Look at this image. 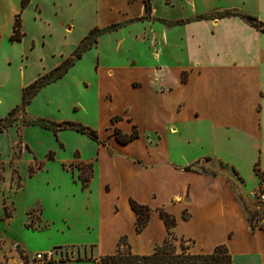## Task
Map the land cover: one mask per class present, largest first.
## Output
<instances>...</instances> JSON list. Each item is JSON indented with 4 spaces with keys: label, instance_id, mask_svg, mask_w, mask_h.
<instances>
[{
    "label": "crops",
    "instance_id": "obj_1",
    "mask_svg": "<svg viewBox=\"0 0 264 264\" xmlns=\"http://www.w3.org/2000/svg\"><path fill=\"white\" fill-rule=\"evenodd\" d=\"M95 2L96 10L84 11L85 3L74 12L94 21L80 41L94 27L145 16L142 0ZM135 2L139 4L137 13ZM74 3L78 4L76 0H29L21 12L24 35L15 42L10 36L14 18L21 11L20 0L12 6L8 0H0V26L6 25L5 32L0 31V45L5 38L12 44L28 39L31 50L44 45L52 36L47 14L56 19L60 10L71 8ZM30 8L32 22L43 27L37 34L26 26L25 15ZM225 12L264 22V0H151L148 20L130 22L98 38L92 48L105 35L123 30L142 40L157 57L152 66L155 86L148 102L127 101L114 90L112 96L108 91L101 94V102L112 108L108 114L111 137L109 132L101 137L92 128L103 142H94L96 157L82 159L78 150V158L74 156L81 163L92 165L90 182L81 190L92 206L97 201L96 212L92 213L97 222V245H81L76 257L70 253L72 256H60L58 261L47 264H97L99 258L116 252L121 237H126L131 253L150 255L166 236L158 209L175 218V236L193 241L197 253L211 254L224 245L231 256L240 254L246 260L264 264V207L255 210L246 203L247 194L258 184V173L264 174V33L238 16L195 20ZM155 19L170 23L191 21L168 26ZM68 23L71 20L62 28L64 37L72 31ZM71 53L62 55L57 66ZM97 69L95 64L94 71ZM135 82L140 85L134 86ZM126 86L134 92L141 82L131 79ZM116 116L119 120L112 123ZM133 126L138 138L127 144H120L113 136L114 129L130 134ZM144 126L150 128L152 137L143 138ZM56 142L64 145L60 133ZM186 167L191 170L186 171ZM129 200L152 211L140 234L135 231L136 218ZM184 213L187 219H183ZM249 218H253L254 229ZM59 246L62 245L37 253ZM20 254L27 257V264H36L34 255L29 256L22 247L9 264H26Z\"/></svg>",
    "mask_w": 264,
    "mask_h": 264
},
{
    "label": "rangeland",
    "instance_id": "obj_2",
    "mask_svg": "<svg viewBox=\"0 0 264 264\" xmlns=\"http://www.w3.org/2000/svg\"><path fill=\"white\" fill-rule=\"evenodd\" d=\"M80 2L76 0L78 4L64 7L56 19L47 14L52 36L44 45L39 44L31 50L28 39L19 44H12L7 38L2 40L0 118H5L20 103L22 88L54 69L62 55L66 56L76 48L90 23L94 22L90 16L85 19L74 12L80 8L78 5L85 3L84 11L96 10L95 0ZM16 3L17 0H8L9 6ZM137 4H134L135 13L138 12ZM32 10L30 8L25 15L26 26L37 34L43 27L32 22ZM157 12L161 13L160 8ZM68 20H71L68 25L72 31L64 37L62 28ZM0 29L4 33L6 25L1 24ZM151 52L142 40L132 38L126 30L105 35L97 47L87 51L63 78L41 89L25 114L16 115L18 121L0 133V264H9L20 253L21 247L32 257L40 250L62 245L56 248L62 258L76 257L77 247L97 243V222L92 215L96 212L97 201L95 207L86 201L78 179L81 159H74L76 150L82 159L95 158L97 145L83 135L63 131L59 133L65 148H60L51 131L24 127L21 122L23 119L70 120L98 130L101 137H106L109 132L111 137L108 114L112 108L103 104L100 96L104 91L112 96L114 90L127 101L148 102L155 86L152 66L157 59L155 51ZM95 64L98 72L94 71ZM131 79L141 82V87L134 92L126 86ZM133 85L138 87L140 84L135 82ZM145 127L143 138L152 137L150 128ZM49 150L56 156L48 161ZM86 174L84 170L83 175ZM97 183L98 179L94 181L93 196ZM246 203L252 209L260 208L259 204L247 199ZM176 238L177 247L182 240L190 253L199 254L191 240ZM121 249L126 251L127 247L121 246ZM60 255L57 254L54 261H58ZM232 261L233 264H257L254 259L246 260L240 254L232 255Z\"/></svg>",
    "mask_w": 264,
    "mask_h": 264
},
{
    "label": "trees",
    "instance_id": "obj_3",
    "mask_svg": "<svg viewBox=\"0 0 264 264\" xmlns=\"http://www.w3.org/2000/svg\"><path fill=\"white\" fill-rule=\"evenodd\" d=\"M144 5L145 16L137 19L127 20L120 23H114L102 28L94 27L92 28L87 35L80 41L76 49L70 54L69 57L64 59L61 64L57 67L45 73L44 75L38 77L28 86L24 87L21 91L20 103L11 109L5 118H0V132H4L9 127H12L14 123L18 121L16 115L25 114L27 106L30 102L37 96L41 89L44 87L58 81L63 78L65 74L75 65V63L82 58V56L90 50L96 43L99 37L106 33H111L117 31L118 29L124 27L126 24L133 21H144L148 20L151 15V0H142ZM29 0H20L21 11L14 18L12 35L10 36L11 41L19 42L23 37L22 27H21V12L27 6ZM238 16L241 19L245 20L251 27L256 30L264 33V22L258 20L253 16H246L235 14L231 12L217 13L212 16H199L195 20L202 19H220L224 17ZM157 22L163 23L165 25H180L186 22L191 21V19L185 21H179L175 23L166 22L161 19H155ZM185 78H182L184 82ZM119 120V117H114L111 119L112 123H115ZM24 127H40L42 129L51 131L54 134L55 139L57 140V134L61 131H74L81 135L86 136L89 140L101 144L98 138V135L95 130L85 126L80 123L63 121L55 122L45 119H23L21 122ZM113 136L120 144H127L128 142L138 138V132L136 127L133 126L132 132L130 134H124L118 129H114ZM60 148L63 146L59 144ZM55 153L49 151L46 155L47 160H53ZM75 158H78L76 156ZM84 170L87 171V174L84 176ZM186 171L191 170L190 167L185 168ZM78 179L81 182V188L84 189L87 187L90 182L92 175V165L78 163ZM264 178V174H262ZM129 205L131 210L135 214V231L137 234H140L146 227L151 216V209L146 205H140L133 200H129ZM158 216L163 221L166 236L163 239L162 243L157 245L152 254L147 256H138L131 253L129 246L126 244V237H121L118 242V248L113 255L104 256L97 261V264H233L232 256L229 253L228 249L224 246L216 247L211 254H193L188 251V247L181 243L179 247L175 245L177 240L173 229L176 226L175 218L162 209H158ZM188 215L183 214V219H187ZM248 223L252 229H254L253 218H249ZM193 243V241H191ZM121 246H126L127 250L124 251L121 249ZM20 257L27 264L28 259L25 255L20 254Z\"/></svg>",
    "mask_w": 264,
    "mask_h": 264
},
{
    "label": "built area",
    "instance_id": "obj_4",
    "mask_svg": "<svg viewBox=\"0 0 264 264\" xmlns=\"http://www.w3.org/2000/svg\"><path fill=\"white\" fill-rule=\"evenodd\" d=\"M258 176H259V181L257 186L247 194V197L251 202L257 203L260 206L264 207V178L260 173H258ZM57 251L59 250H49L46 252L37 253L33 256L32 260L36 264H47L53 262L55 260V256L57 254L59 255L61 254L60 252Z\"/></svg>",
    "mask_w": 264,
    "mask_h": 264
}]
</instances>
